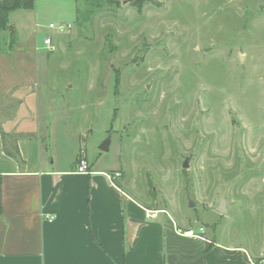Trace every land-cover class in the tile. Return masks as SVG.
<instances>
[{"label":"rangeland","instance_id":"1","mask_svg":"<svg viewBox=\"0 0 264 264\" xmlns=\"http://www.w3.org/2000/svg\"><path fill=\"white\" fill-rule=\"evenodd\" d=\"M45 80L65 83L74 127L98 113L89 155L138 200L264 244V0H37L0 31V84ZM74 147L58 145L63 165Z\"/></svg>","mask_w":264,"mask_h":264},{"label":"crops","instance_id":"2","mask_svg":"<svg viewBox=\"0 0 264 264\" xmlns=\"http://www.w3.org/2000/svg\"><path fill=\"white\" fill-rule=\"evenodd\" d=\"M25 83L0 84V264H262L264 244L212 240L111 180L116 169L96 166L87 146L97 112L74 127L65 83L36 82V93ZM68 142L65 166L58 145Z\"/></svg>","mask_w":264,"mask_h":264},{"label":"built area","instance_id":"3","mask_svg":"<svg viewBox=\"0 0 264 264\" xmlns=\"http://www.w3.org/2000/svg\"><path fill=\"white\" fill-rule=\"evenodd\" d=\"M49 26L53 29H56V31L59 33H64L65 30H67L71 26V24H69V23L68 24L67 23L56 24L54 22H51ZM44 46L46 48H48L49 50H51L52 48L55 47L54 42H53V38L51 36H48L44 39ZM89 166H90V164H89L88 158L86 156L82 155V157L80 158V161H79L77 171L81 172V173L90 172ZM121 175H122V173L119 170H116L115 173H109V177L113 181L115 180V178L120 177ZM159 213H160V210H150V209L147 210V215L151 216V217H158ZM44 216L46 218H48L49 220L55 219L54 218L55 216L51 215V214H45ZM201 230L203 231L204 228H202ZM261 263L264 264V259L261 261Z\"/></svg>","mask_w":264,"mask_h":264},{"label":"trees","instance_id":"4","mask_svg":"<svg viewBox=\"0 0 264 264\" xmlns=\"http://www.w3.org/2000/svg\"><path fill=\"white\" fill-rule=\"evenodd\" d=\"M37 0H0V31L5 30L8 24V15L9 12L18 9L19 7H25L28 9H34L35 3ZM107 2H112L113 0H106ZM137 4H142L145 0H135ZM15 156L19 155L18 150L16 153L9 152Z\"/></svg>","mask_w":264,"mask_h":264},{"label":"water","instance_id":"5","mask_svg":"<svg viewBox=\"0 0 264 264\" xmlns=\"http://www.w3.org/2000/svg\"><path fill=\"white\" fill-rule=\"evenodd\" d=\"M108 145H109V141L105 140L103 143H101L100 148L102 150H106L108 148ZM183 166L184 167L188 166L186 161L184 162ZM216 211L218 213L227 214V199L224 198V196L221 197L220 204L217 206Z\"/></svg>","mask_w":264,"mask_h":264}]
</instances>
